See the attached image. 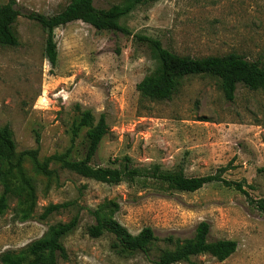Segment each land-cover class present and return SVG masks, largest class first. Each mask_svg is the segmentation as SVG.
Returning a JSON list of instances; mask_svg holds the SVG:
<instances>
[{
    "label": "rangeland",
    "instance_id": "rangeland-1",
    "mask_svg": "<svg viewBox=\"0 0 264 264\" xmlns=\"http://www.w3.org/2000/svg\"><path fill=\"white\" fill-rule=\"evenodd\" d=\"M15 1L21 12L13 25L18 44L0 45V127L8 125L12 131L13 160L27 149H37L40 161L65 152L67 158L80 159L89 131L102 116L105 133L92 166L115 167L128 156L133 166L158 164L187 176L226 167L224 178L244 181L251 198L264 197V89L238 84L228 101L218 79L209 75L183 78L164 100L141 98L135 88L158 68L149 43L135 35L158 39L179 55L235 52L249 60L264 55V0L139 4L120 20L130 35L73 21L54 30L55 65L45 57L46 32L26 15H52L69 0ZM121 2L93 0L97 8ZM87 110L93 117L90 125L73 136V124ZM21 168L32 188L31 201L17 174L11 175L0 213V253H19L52 226L77 216L76 228L62 239L65 253L57 264H155L163 250L192 239L196 225L206 221L209 240H235L236 250L223 261L198 254L173 264H264V214L245 194L219 182L186 192L149 178L99 182L58 162L49 164L53 173L45 176L28 157ZM5 169L0 164V193ZM49 204L60 206L41 219ZM100 206H106L102 215L112 216L132 235L150 227L155 239L149 251L122 255L112 248L111 234L90 236L87 229Z\"/></svg>",
    "mask_w": 264,
    "mask_h": 264
},
{
    "label": "trees",
    "instance_id": "trees-1",
    "mask_svg": "<svg viewBox=\"0 0 264 264\" xmlns=\"http://www.w3.org/2000/svg\"><path fill=\"white\" fill-rule=\"evenodd\" d=\"M155 1L157 0H122L121 3L111 4L107 8H97L94 6L93 0H69L60 11L52 15L30 12L26 16L39 24L46 32L45 57L51 65H55L57 49L54 30L56 28L73 21H82L97 31H118L130 35L131 32L120 23L121 18L130 13L135 6ZM20 14L15 0L0 3V45L16 46L18 44L13 25ZM135 38L148 42L158 61V68L136 83L135 88L141 98L169 99L180 85L181 80L190 75H209L217 78L219 88L228 101L234 99L238 84L250 90L264 89V55L254 60H249L235 52L192 57L174 53L165 48L158 39L143 35H135ZM92 119L90 111H84L79 120L73 124V136L78 134L80 128L89 126ZM104 133V118L101 116L89 131L86 152L80 159L67 158L68 154L65 152L54 153L40 161L37 157V149H27L20 151L17 158L13 160L15 144L12 139V131L8 125L0 127V164L6 165L5 171L1 174L0 213L6 206L7 194L10 190L9 177L13 174H17L20 188L25 191L27 200L31 201L32 188L27 183L21 168L23 158L28 157L35 170L45 176H50L53 173V170L49 169V164L58 162L62 168L73 171L82 177L111 184L149 178L179 191L193 192L207 183L219 182L245 194L249 203L264 214V197L251 198L244 189V181L224 178L222 173L226 167L217 169L214 174L187 176L181 169L163 170L158 164L149 167L133 166L128 156L122 157L118 166L115 167L92 166L91 160ZM38 140L37 137L36 143ZM260 171L264 172V168ZM59 206L55 204L45 206L40 218H46ZM105 209L106 206L103 208L100 206L93 213L95 223L88 227L89 235L99 237L104 233L111 234L114 237L112 248L122 255H132L136 252L147 253L155 239L153 230L150 227H144L139 233L132 235L112 216L102 215ZM113 211L114 209L110 210V214ZM77 223L78 219L75 216L66 223L52 226L45 236L31 242L19 253H0V264H57L58 257L65 253L62 239L76 228ZM209 230L208 222H199L195 227L192 239L176 245L173 249L163 250L155 264H173L198 254H209L218 261L227 259L236 250L237 242L232 239L209 240Z\"/></svg>",
    "mask_w": 264,
    "mask_h": 264
}]
</instances>
